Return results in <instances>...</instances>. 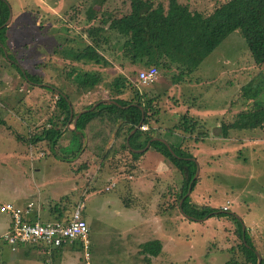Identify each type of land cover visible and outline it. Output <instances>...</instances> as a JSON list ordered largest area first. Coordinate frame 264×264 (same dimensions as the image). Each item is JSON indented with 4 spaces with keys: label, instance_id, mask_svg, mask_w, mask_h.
<instances>
[{
    "label": "rangeland",
    "instance_id": "1",
    "mask_svg": "<svg viewBox=\"0 0 264 264\" xmlns=\"http://www.w3.org/2000/svg\"><path fill=\"white\" fill-rule=\"evenodd\" d=\"M3 1L11 10L10 21L1 36L9 56L21 69L37 77L40 83L59 88L69 96H77L75 103L71 104L73 111L98 100L103 93L105 95L103 84H98L89 93L76 89L71 79L74 80L76 74L83 71L101 72L102 83H108L121 74L137 92L144 95L161 94L167 89L163 81H169L168 77L170 79L171 74L177 73L175 69L166 71L163 67L155 66L157 80L152 84L138 85L135 82L136 72L143 67L130 64L121 57L119 43L110 31L103 33L102 45L98 49L107 59L108 69L102 71L101 67L83 65L72 59L76 50L89 41L85 28L97 25L102 12H109L112 17L125 14L128 11L126 0H105L101 5L94 4L92 7L87 4L89 0ZM219 1L194 0L197 8L203 11H208L214 2ZM90 8L99 13L87 20L86 14ZM257 75L264 79V67L254 65L240 33L233 31L194 71L184 77L183 83L168 82L174 86L164 96L178 95L175 98L179 100L181 110L187 104L183 101L186 98L189 101L194 98L203 104L210 103L211 108H215L226 98L229 103L232 102L240 86L249 79L255 80ZM179 83L181 85L178 86ZM174 88H178V92ZM129 94L127 91L123 97L128 98ZM54 100L53 92L39 85H28L0 56V201L14 202L17 192L33 187L31 181L35 182L33 192L38 190L42 197L51 191L69 194L74 185L72 180L67 181L71 172L66 162L62 163L58 158H72L74 160L70 163L74 173L85 172L89 167L92 175L95 173L91 181L84 178L83 174L75 178L77 185L85 183V188H88L81 201L83 211L92 216L89 242L87 247H83L76 240L75 246L68 244L70 246L62 247L57 257L50 258L49 253L27 246L12 248L0 238V264H148L142 259L136 260L137 256L131 253L127 255L129 262L121 256L119 234L124 240L126 237L130 240V235L135 232L134 225L137 224L134 208L123 209L125 202L136 207L140 212L139 217H144L145 222L146 217L149 219L155 235L163 242V250L150 264H249L245 263L239 247L237 223L227 214L189 221L179 213L174 200L181 176L166 159L164 166L155 162L152 167L147 166L144 153L151 151L150 148L133 160L126 149L119 148L123 135L115 139L110 134L102 147L108 151L101 158L103 152L98 155L97 151L94 152V143L97 141L91 131L88 138L84 132L86 138H83V145L77 154L74 150L65 151L68 143L66 135L60 136L52 150L48 149L44 141L29 143L27 139L30 135L47 127L45 122L53 111ZM236 111L237 108L231 106L224 116L225 121H229ZM95 127L97 130L98 125ZM232 132H229L228 137L234 139ZM185 135L180 132L168 138L174 145L178 143L182 150L190 153L198 164L196 184L189 193L190 203L227 210L244 227L264 264V131L254 132V136L250 132L241 141L227 144L223 141L222 147L206 145L204 148H200V144L197 147L191 145L190 142L202 141L209 135L198 132L184 140ZM82 152L84 155L78 158ZM23 159L28 167L32 165L38 171L30 172L21 166L20 174L16 167ZM55 168H59L57 172ZM130 175L138 176V179L131 182ZM107 185L111 188L104 191ZM135 191H139L136 195L138 199L131 195ZM78 194L76 190L69 198L77 201ZM153 200L156 214L151 222L152 207L149 202ZM114 242L117 243L112 244Z\"/></svg>",
    "mask_w": 264,
    "mask_h": 264
},
{
    "label": "trees",
    "instance_id": "2",
    "mask_svg": "<svg viewBox=\"0 0 264 264\" xmlns=\"http://www.w3.org/2000/svg\"><path fill=\"white\" fill-rule=\"evenodd\" d=\"M104 1L89 0L87 4L92 7L94 4L101 5ZM126 1L128 2V11L125 14L112 17L111 13L102 12L100 13L102 18L97 25H88L85 28L84 32L89 41L76 50L72 56L74 61L101 68L109 66L107 59L98 49L102 45L103 33L110 31L115 34L119 43L121 57L127 59L130 64H138L142 67L154 65L163 67L166 71L175 69L177 73L171 74L170 79L169 77L168 79L172 82L180 81L188 73L194 71L200 62L229 33L238 31L254 65L264 67V0H221L214 2L208 11L198 9L194 0ZM88 10L87 20L93 19L95 14L99 13L95 9L90 8ZM7 12V3L0 0V24L5 21ZM5 28V26L0 28V56L8 61V64L28 85L40 83L41 81L37 77L21 69L9 56L1 37ZM101 76H103L101 72L89 70L76 74L74 80L70 78L76 89L82 92H90L98 84H103L108 93V98L119 104L117 106L109 102H101L92 110L85 111L78 116L75 129L70 132L75 138L80 139L75 146V152L77 154L81 150L82 138L85 133L88 138L91 131L97 141L94 143V152L97 151L96 155L103 152L100 156L103 158L108 149L103 150L102 147L108 136L112 134V137L118 139L123 135L119 148L126 149L131 158L136 160L140 153H134L128 147L132 149L142 148L147 140L153 137V130L151 127L147 130L137 128L128 137V147L125 144V138L141 119L139 106L142 107L141 125L147 124L150 119H153L156 108H152L150 99H146L144 94L137 92L125 76L119 74L108 83H102ZM41 87L54 93L53 111L45 122L47 127H43L38 133L30 135L27 141L29 143L44 141L48 149L52 150L57 145L61 131H66L63 126L69 118L67 100L69 101L70 98L66 92L54 86ZM127 91L130 94L128 98H125L123 96ZM238 91L239 93L235 97L233 96L234 100L229 103L230 108L231 106L237 108L236 113L231 115L233 119L220 121L219 133L225 138L229 136L231 131L238 139L250 134V132L251 136H254V132L264 131V79L261 75L255 80L249 79L240 86ZM91 104L89 103L81 109L89 108ZM194 123L193 120L186 119L185 115H181L177 126L183 132L189 131L191 134L192 131L189 130V127H192ZM95 125H98L97 130H95L97 128ZM166 142L172 153L162 142L157 140L151 141L148 148L158 152L168 160L181 176L178 193L174 200L179 213L182 216L183 214L187 215L189 218H185L189 221H199L205 217H219L227 214L226 216L237 223L239 247L245 263L256 264L254 247L245 229L243 232L241 231L240 223L231 214L221 209L191 204L189 194L184 196L188 184L190 183V192L196 184V178L191 181L195 164L188 159L192 157L190 153L182 150L178 144L174 145L169 140ZM73 156L75 157V153ZM63 244L66 243L53 248L52 251L61 248ZM69 244H75V241ZM39 249L44 252L43 247L39 246ZM141 251L156 256L160 251V242L156 239L147 241L141 245ZM259 264H263L261 258Z\"/></svg>",
    "mask_w": 264,
    "mask_h": 264
},
{
    "label": "crops",
    "instance_id": "3",
    "mask_svg": "<svg viewBox=\"0 0 264 264\" xmlns=\"http://www.w3.org/2000/svg\"><path fill=\"white\" fill-rule=\"evenodd\" d=\"M115 67H117V66H115ZM106 69H108V68L107 67L100 68V70H102V71L106 70ZM184 80L185 79H181L179 82H182ZM186 80L189 81L188 79H186ZM154 82H152V83H154ZM168 82H170V80L169 81H167V80L163 81L162 84H164L165 87L167 86V89H165L164 92H161V94L157 93V94L144 95V97L146 99H150L152 108L153 109L156 108V112L154 114L153 119H150L149 122L147 124H145L146 126H148V128L151 127L153 132H155V134H156V135L154 134L155 137H160V138L164 139L165 141L169 140V142L172 143L170 138H168V136L175 134V133L181 132V133L186 134L184 137V140L187 139L189 136L192 137V135L194 133H198V132L209 135V137L207 136L206 139H202V141L199 140L197 142H190L191 145H194L196 147L198 144H200L199 145L200 148H204L206 145H210L212 147H220V146L222 147L223 143H221V142H223V141H226L225 144H227L230 141L233 142V141H238V140L241 141L242 140L241 139L242 137H240V139L234 137V139H233L230 137L225 138V137H222L220 134H218L220 121L224 119V116H226V114L230 108L229 107V101L227 100V98L224 101L220 102L219 105L215 108H211L210 103L209 104H207V103L203 104V103H199L198 100H196L194 98H191L190 101L186 98L183 101H185L187 104H186L185 108L183 110H181L180 105H179L180 103H178L179 100L175 98V96L178 97V95H173L171 97H168L169 95L166 94V96H164L166 91L171 86L172 87L174 86V84H170ZM179 85H181V83H179L178 86ZM174 90L178 92V88H174ZM86 93H89V91H87ZM69 98H70L69 103H70V107H71V104L75 103V100H76L75 98H77V96H72V94H71V96H69ZM104 98L109 99L108 96L106 95V91H105V95L103 93V95L101 97H99L98 100L104 99ZM98 100L93 101L92 104ZM71 110H72V107H71ZM80 110H82V109H80ZM80 110H75V111L72 110V116L75 115L76 113H78ZM181 115H185L186 119H191L195 122L192 125V127H189V130L191 129V131H192L191 134H189V131L183 132L180 128H178L177 124H178V121H179V118ZM213 121H216V122L214 123ZM63 127L66 129V131H64V130L61 131V136H64V135L68 136L67 137L68 143L65 146L66 148L64 147L65 151H67V152H71L73 150L75 151L76 150L75 146L79 143L80 139L75 138L70 133L75 128L72 129L73 126H72L71 120H69V118ZM197 128H198V130H197ZM195 129L197 131H194ZM129 135H130V133H129ZM83 138L84 139L86 138L85 135ZM83 138H82V140H83ZM208 138H210V139H208ZM147 149H148V147H147ZM134 153H136V152H134ZM144 154H145L144 155L145 156L144 162H145V164H147V166L152 167L154 162L157 164L160 163L162 166L165 165V158H163L162 155H160L158 152L151 150L148 153H144ZM82 155H84L83 152L78 156V158H80ZM75 156H76V154H75ZM58 159L60 161H62V163L66 162V164L68 165V168L70 169V172H71V175L70 176L68 175L67 181L72 180L74 182V185L71 186V191L69 194L66 193V194L62 195L58 191L57 192L51 191V193L47 192L46 196L42 197L41 192H39L38 190H36V193L33 192V187L35 185V182L31 181V183L33 184V187L29 186V188H26V189L24 188L21 191V193H20V191L17 192L16 195L14 196V200H13L14 202L9 201V202H12L13 204L18 205V206H23L28 202H32L34 205V208L31 212L30 219H33L35 217H37L39 220L41 218H43V220L41 219V221H62V220L67 219L68 216L70 215L71 211L73 210L75 204L78 201H81V197L85 193H87V191H88V188H85L86 187L85 183L82 185H80V184L77 185L75 183V178L80 177V175L83 174V177L86 178L88 181H91V177H93V179H94L93 175L95 173H93V175H92L90 167L88 169H86V171L84 170L85 172L79 171L77 173H74L75 171H74V169L70 163L74 159H72V158L71 159L70 158H58ZM66 164H65V167H66ZM21 166H24V170L27 169L30 172L38 171V168H36V167L33 168L32 165H29V167H28L25 160L23 159L22 163L16 167L20 174L22 173V170L20 169ZM140 166L142 168H144L143 165H140ZM68 168H67V170H69ZM58 169L55 168V172H57ZM59 171H61V168ZM129 178H131V182H133L134 180L136 181L138 179V176L134 177V176L130 175ZM80 186H82V188H79ZM109 186L108 185L104 186L103 190L104 191L109 190L111 188ZM106 187H107V189H105ZM36 189H38L37 186H36ZM76 190L79 191L78 199H77V201H73L69 197H72L73 192ZM152 190H153V188H152ZM135 192H136L135 194H132L131 192L130 193H131V195H133V197L135 199H138V196H136V195L139 191H135ZM152 192H154V190ZM152 196H153V198L155 197L154 195H152ZM154 201L155 200H153L152 202H149V205L151 203V207H152V210L150 211L152 214L151 215V222H153V220L155 218V214H156ZM0 202H3V201H0ZM6 202H8V201H6ZM146 203H148V202H146ZM131 207L134 208L133 214H135L134 219H136L137 224L134 225L135 226L134 227L135 232H134V235H130V237H131L130 240H127L128 239L127 237L124 240L122 238L121 233L119 234L120 237L118 240V246H121V252H122L121 256H122V258L126 259V261H128L127 255L129 253H131V254L137 256L136 260L142 259L145 263L150 264L151 262H154L155 256L147 254L146 251H145L146 253H143L141 251V245L143 243L150 241V240H153V239H156L160 242V251L163 250L164 245L162 244L163 242L160 241L159 237H157L155 235L156 233H155L154 226H153V224L152 225L149 224V221H148L149 219H147V217H146V222H145L144 217H139L140 212L137 209H135L136 207H134L133 205H131L128 202H125L123 204V209H125V210H132ZM83 209H84V205H83V208L81 210V216L87 224V227H88L87 237H89V231H90V226H91L90 222H91L92 216H91V214L85 213L83 211ZM144 223H146L147 225L145 226ZM8 226H9V220H8L7 215L0 212V237L4 233V231L7 230ZM149 230H150V234H149ZM169 238L170 237H168V239ZM88 242H89V239H88ZM116 243L117 242H114L112 244H116ZM71 245L75 246V244H71ZM19 246L25 247L27 245H17L15 248H17ZM64 246H70V245H68L66 243V244H63L61 246V248ZM27 247L33 248L39 252H42L39 249V246H27ZM61 248L56 249L55 251L51 250L50 252H48L49 253L48 256L50 258L57 257L60 254ZM25 250L26 249H24V251Z\"/></svg>",
    "mask_w": 264,
    "mask_h": 264
},
{
    "label": "built area",
    "instance_id": "4",
    "mask_svg": "<svg viewBox=\"0 0 264 264\" xmlns=\"http://www.w3.org/2000/svg\"><path fill=\"white\" fill-rule=\"evenodd\" d=\"M157 75L154 65L146 66L137 70L135 82L138 85H148L157 79ZM139 128L146 130L147 126L142 124ZM33 208L32 202L23 206L12 202H0V212L7 215L9 220L7 230L0 237L3 242L12 248L17 245L41 246L44 253L50 252L62 243L69 244L76 240L81 243V246L87 247L88 227L81 216L83 208L81 201L75 204L68 218L62 221H41L37 217L30 219Z\"/></svg>",
    "mask_w": 264,
    "mask_h": 264
},
{
    "label": "water",
    "instance_id": "5",
    "mask_svg": "<svg viewBox=\"0 0 264 264\" xmlns=\"http://www.w3.org/2000/svg\"><path fill=\"white\" fill-rule=\"evenodd\" d=\"M10 18H11V10H10V7L8 6L7 17H6L5 21H4L2 24H0V28L6 26V25L9 23ZM3 53L5 54V51H3ZM35 85H39V86H49V85L44 84V83H35ZM101 102H109V103H111V104H115V105L119 106V104H117L115 101L110 100V99H107V98H104V99H100V100L94 102L89 108L82 109V110H80L78 113H76L75 115L72 116V110H71V107H70V103H69V101L67 100V104L69 105V120H71V124H72V126H73L72 129L75 128V122H76V119H77V117H78L80 114H82V113L85 112V111H90V110H92V109H93L98 103H101ZM121 107H123V106H121ZM139 109H140V111H141V119H142V107L139 106ZM141 119H140V121H139V122L133 127V129L130 131V134L133 133L137 128H139V126H140V124H141ZM128 137H129V134H128V135L126 136V138H125V144L127 145V147H128ZM153 140H157V141H159V142H162V143L166 146V148L168 149V151L172 153V151H171V149H170L168 143H167L164 139H162V138H160V137H155V136H153V137H151L150 139H148L147 142L145 143V145H144L142 148H140V149H132V148H130V147H128V149H129L130 151H132V152H136V153L143 152V151H145V150L147 149V147L149 146V143H150L151 141H153ZM188 159H190L191 161H193V163L195 164L194 173H193V176H192V178H191V181H193V180L197 177V174H198V164H197V162H196V160H195L194 158L191 157V158H188ZM191 181H190V182H191ZM189 192H190V183H189L188 186H187V189H186V192H185L184 196H187V195L189 194ZM179 204H180V201H179ZM183 216L186 217V218H189L187 215H184V214H183ZM241 231H242V232L244 231V227H243V226H241ZM255 255H256V264H259L260 256H259L258 253H256V252H255Z\"/></svg>",
    "mask_w": 264,
    "mask_h": 264
}]
</instances>
